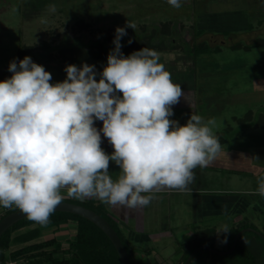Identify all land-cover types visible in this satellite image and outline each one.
Returning <instances> with one entry per match:
<instances>
[{"label":"rangeland","instance_id":"374dc122","mask_svg":"<svg viewBox=\"0 0 264 264\" xmlns=\"http://www.w3.org/2000/svg\"><path fill=\"white\" fill-rule=\"evenodd\" d=\"M180 3L176 8L168 0H0V81L12 76L11 61L15 59L19 65L25 56L51 72L53 84L66 79L65 68L69 64L95 65L99 80L109 52L115 47L116 28L125 27L127 34L121 38L123 54L128 56L143 47L156 50L173 82L180 84L185 93L172 106L170 119L183 125L191 113L201 115L205 121L214 118L213 131L221 147L253 151L258 157L261 171L256 175L197 167L192 187L215 193L224 189L252 198L251 191L264 178V0H180ZM128 21L135 29L126 27ZM194 45L211 46L214 51L199 54L194 61ZM95 126L102 129L103 121L96 120ZM101 140L107 153L114 152L102 131ZM119 171V166L110 161L113 179ZM63 193L67 194V189H61ZM170 199V203L156 200L146 211L149 218L153 210H159L160 224L170 212V226H161L169 236L156 232L162 238L140 242L138 249L127 240L136 264H182L188 250L200 242L225 250L227 244L220 240L230 231H219L230 226L248 224L264 231V196H256L254 204L237 217L230 212L204 215L197 221L187 218L189 206L180 211L185 212L181 217H174L173 209L180 207L177 203L192 201V193H174ZM3 208L0 206V211ZM115 225L125 238L123 230L116 222ZM154 227L147 224L149 231ZM204 228L205 233L201 232ZM52 232L40 230L41 236L35 241ZM11 237L7 254L29 243L21 242L13 234ZM260 241L249 231L242 238V243L248 244L256 256L257 264H264ZM66 243L67 247L69 241ZM215 255L201 249L189 264H247L236 255L228 257L229 253ZM16 259L17 264H28L25 257Z\"/></svg>","mask_w":264,"mask_h":264},{"label":"clouds","instance_id":"9594fccd","mask_svg":"<svg viewBox=\"0 0 264 264\" xmlns=\"http://www.w3.org/2000/svg\"><path fill=\"white\" fill-rule=\"evenodd\" d=\"M126 27L135 29L129 21ZM126 34L116 28L99 80L88 63L67 65L66 79L53 84L51 72L30 56L10 62L12 76L0 81V206L15 205L46 225L67 189L69 197L98 198L127 214L147 206L155 192L185 190L194 169L218 158L216 120L195 113L183 125L170 119L185 93L156 50L125 56ZM101 131L111 154L101 147ZM110 161L119 166L116 179ZM257 192L264 196V178Z\"/></svg>","mask_w":264,"mask_h":264},{"label":"trees","instance_id":"16d2710c","mask_svg":"<svg viewBox=\"0 0 264 264\" xmlns=\"http://www.w3.org/2000/svg\"><path fill=\"white\" fill-rule=\"evenodd\" d=\"M213 51L214 48L211 46L200 47L198 45H194L192 48V57L195 61L199 54L210 53ZM63 200L83 204L94 209L96 212L107 218L121 236L122 241L124 242L129 253L132 264H136L133 259V252L130 246L127 244L126 238H124L117 229L114 219L105 215V213L108 214V211L106 210V203L100 201L98 198H86L84 200H79L72 197H64ZM16 208L17 207L13 205L12 207L6 209L1 218ZM69 220L76 222L77 230L74 238L69 241L67 247H63L62 242L53 236L10 250L7 254V250H9L11 245L10 242L12 238V232L21 226L36 223L30 220L28 217L17 221L0 236V264H4L9 257L12 259L25 257L28 264H122L116 248L105 232L91 220L76 213L67 211H54L46 225L36 223V227L30 229L27 233L21 235L20 237H16H18L20 240L25 238L23 241H28L39 236L41 229L50 228L55 230L62 223H66ZM245 226H248V224L230 226L227 228L230 231V234L227 236L223 234L224 237H226V249L231 247L235 234ZM245 233L246 232L239 236L236 247L229 253L228 257H233L236 255L240 262L247 261V264H257L256 256L252 250L249 249L248 244L242 243V238ZM262 233L264 234V231H262ZM253 234L258 236L261 240V251L264 256V238L255 232H253ZM200 244L201 242L196 244V246ZM196 246H193L188 250L187 254L184 256L183 262ZM199 251H201V249L197 252ZM59 253L61 254L59 255ZM215 256L219 257V254H216ZM190 262L191 260L188 262V264Z\"/></svg>","mask_w":264,"mask_h":264},{"label":"crops","instance_id":"0c3cea01","mask_svg":"<svg viewBox=\"0 0 264 264\" xmlns=\"http://www.w3.org/2000/svg\"><path fill=\"white\" fill-rule=\"evenodd\" d=\"M195 95V94H194ZM196 98V97H195ZM257 122H259L257 120ZM258 157L253 151H244V150H237V149H231V150H226L223 147H221V152L218 156L217 159H215L208 167V169H227L231 172H239V171H246L250 172L253 175L259 174L261 171V167L259 166L258 162ZM195 170V169H194ZM193 170V172H195ZM194 180V179H193ZM258 189V188H257ZM257 189H254L252 194L253 197L248 198L245 196H240V195H233L230 194L231 192L229 190H217L215 193L214 191L207 190V189H197L193 188L191 185V182L187 185V188L183 191L181 190H175V189H165L160 192H155L152 194V200L150 203L143 207L140 208L139 210L136 211H129L127 214L124 209L113 207L109 204H106V210L108 211V214L114 219V221L118 224L119 228L123 230L125 234L126 240H130L131 243L135 246L136 249H138L141 245L140 242H150L154 240H158L162 237L156 235V232L162 233L161 236H169L168 234H165L163 232V227L167 224V226L170 224L171 220V215L170 212L164 215L162 219V224H160L161 221V216L158 214L160 211L158 210H151L154 212L153 215H151L149 218L146 217V211L149 210L150 205L154 204L156 200L159 201V199L167 200V203L171 202L170 197L173 196L174 193H192V201H187L185 203H177L179 204V208L175 206L173 209L174 211V217L179 216L183 213L180 214V211L183 210L184 207H188L190 209L188 211L187 218L193 219L194 221L200 220L199 218H203L204 215H220L223 213H227V215L231 213H235V216L241 215L246 209L249 207V205H253L254 202L256 201L255 198L258 196ZM229 193V194H228ZM63 197H69L68 194L63 193L61 194ZM148 207V208H147ZM193 215V216H192ZM158 217V218H157ZM147 224H151L154 227V230L149 231L147 229ZM36 223H32L29 225H24L21 226L17 229H15L12 234L14 236L20 237L21 235L27 233L30 229L36 227ZM170 226V225H169ZM168 226V227H169ZM161 227V228H160ZM167 228V227H165ZM207 228V227H206ZM206 228L204 230H198L201 232H206ZM213 228V227H212ZM45 229H50V228H45ZM44 228L41 230H45ZM28 230V231H27ZM52 234H45V238H50L55 236L59 241L62 242L63 247H66L65 245L67 244L66 242L72 240L76 234L77 230V225L76 222L73 220H69L66 223H62L57 229L53 230ZM209 230V229H208ZM151 233V235H150ZM152 233H155L154 235ZM40 232L39 236L32 238L31 240L28 241H23L22 238L20 241L21 242H35V239L40 237ZM153 238V239H152ZM42 240V239H41ZM225 239H221L220 241L222 243L224 242ZM37 241V240H36ZM40 241V239H39ZM227 242L225 243V245ZM224 245V246H225ZM21 247V246H20ZM19 248V247H17ZM10 249V248H9ZM16 249V248H14ZM13 250V249H11ZM17 259H12L8 258L6 263L7 264H17L16 263Z\"/></svg>","mask_w":264,"mask_h":264},{"label":"water","instance_id":"95a60500","mask_svg":"<svg viewBox=\"0 0 264 264\" xmlns=\"http://www.w3.org/2000/svg\"><path fill=\"white\" fill-rule=\"evenodd\" d=\"M55 211H67V212H72L79 214L89 220H91L93 223H95L99 228H101L105 234L109 237L111 242L113 243L114 247L117 250V253L120 257L121 263L122 264H132L129 253L127 251V248L122 241L121 236L119 235L118 231L115 229V227L110 223V221L96 212L94 209L87 207L83 204L76 203V202H71L67 200H62L61 203L57 206ZM27 217L25 213L20 211L18 208L12 210L11 212L5 214L1 219H0V236L9 228L11 227L14 223L17 221ZM247 231H253L256 234H259L261 237L264 238V234L262 233L261 230H258L252 226H246L241 228L234 236L233 242L230 248L225 249V250H219L216 249L210 245L207 244H200L197 245L188 255L186 260L182 264H188V262L191 260L192 256L200 249H208L213 253L219 254V255H224L227 253H230L237 244L239 236Z\"/></svg>","mask_w":264,"mask_h":264},{"label":"built area","instance_id":"2783aa9c","mask_svg":"<svg viewBox=\"0 0 264 264\" xmlns=\"http://www.w3.org/2000/svg\"><path fill=\"white\" fill-rule=\"evenodd\" d=\"M8 208H10V207H8ZM8 208H5V207H4V208L0 211V218H1V216L5 213L6 209H8ZM4 264H7V263L5 262Z\"/></svg>","mask_w":264,"mask_h":264},{"label":"flooded vegetation","instance_id":"af4514ba","mask_svg":"<svg viewBox=\"0 0 264 264\" xmlns=\"http://www.w3.org/2000/svg\"><path fill=\"white\" fill-rule=\"evenodd\" d=\"M257 1V0H256ZM259 2L261 1V0H258ZM179 106H181V105H179ZM182 107V106H181Z\"/></svg>","mask_w":264,"mask_h":264}]
</instances>
